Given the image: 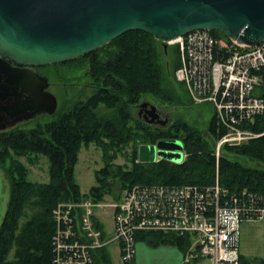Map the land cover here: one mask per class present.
Instances as JSON below:
<instances>
[{"label": "trees", "instance_id": "16d2710c", "mask_svg": "<svg viewBox=\"0 0 264 264\" xmlns=\"http://www.w3.org/2000/svg\"><path fill=\"white\" fill-rule=\"evenodd\" d=\"M210 32L215 37L225 38L218 30ZM157 44L147 32L128 30L82 56L48 64L66 65L69 72H81L67 79H85L89 92L78 93L75 100L58 109L49 120L30 128L0 133V167L10 183L8 209L0 226V264L50 263V238L54 229L51 210L60 201L82 197L99 201L105 195L117 199L123 189L134 184L207 185L213 183L215 176L228 190L247 188L264 192V167L260 166L264 164V133L237 145L223 144L216 158L214 144L221 130L216 131L214 113L203 132L180 118L167 126H158L133 115L132 109L144 95L160 103H171L176 96L175 88L182 87L173 73L179 65L177 47L174 46L176 58L169 70L171 74L167 69L168 76L172 75L175 81L172 84L165 81L160 69ZM64 71L57 72L59 78ZM252 129L264 131V113L256 115ZM159 139L181 140L186 153L184 160L180 163L165 159L137 161L138 145ZM91 143L100 149L102 165L94 171L96 184L82 193L74 170L80 148ZM127 146L129 152L123 153L127 155L126 162L115 163L120 150ZM228 153L256 164L246 165L229 159L224 155ZM39 154L48 162L46 182L28 180L26 167L18 160L25 157L34 163ZM137 236L153 239L155 243L172 244L180 250L188 244L185 237L173 233L151 231L139 232ZM93 264H112L107 247L95 252ZM238 264L262 262L256 257L239 255Z\"/></svg>", "mask_w": 264, "mask_h": 264}, {"label": "built area", "instance_id": "2783aa9c", "mask_svg": "<svg viewBox=\"0 0 264 264\" xmlns=\"http://www.w3.org/2000/svg\"><path fill=\"white\" fill-rule=\"evenodd\" d=\"M178 47L175 78L194 103L210 102L219 133L215 157L223 144L235 145L264 133L252 129L264 113V39L254 45L215 37L197 29L170 41ZM98 209L112 218L105 233ZM54 229L50 264H93L95 252L115 242L121 263L130 262L140 231L174 233L188 239L182 264H238V229L264 221V192L228 190L213 183L135 184L119 198L90 197L58 202L51 211Z\"/></svg>", "mask_w": 264, "mask_h": 264}, {"label": "water", "instance_id": "95a60500", "mask_svg": "<svg viewBox=\"0 0 264 264\" xmlns=\"http://www.w3.org/2000/svg\"><path fill=\"white\" fill-rule=\"evenodd\" d=\"M196 29L218 30L236 43L253 45L264 39V0H0V64L11 83L37 92L15 108L32 115L56 109V97L44 90L47 79L25 67L72 60L107 44L128 30L151 34L166 42ZM25 84H28L26 86ZM139 116L148 123L162 122L150 102L139 104ZM168 117H166L167 119ZM183 143L159 139L137 147L139 162L182 159ZM10 183L0 167V226L5 219Z\"/></svg>", "mask_w": 264, "mask_h": 264}, {"label": "rangeland", "instance_id": "374dc122", "mask_svg": "<svg viewBox=\"0 0 264 264\" xmlns=\"http://www.w3.org/2000/svg\"><path fill=\"white\" fill-rule=\"evenodd\" d=\"M157 53H158V63L160 65V69L164 72L165 81L173 82V76H168V71L172 69L173 62L176 58V53L174 46H168L166 49V52H164V49L162 47V44H157ZM51 65V64H50ZM50 65H44L40 68V71L45 73L49 80L52 82L49 89L50 91L55 95L56 101H57V110L60 108L67 107L70 102L75 100L78 97V93L83 92L87 93L89 92L86 84V80L81 78L79 81H71L67 78L69 77H76L81 72L78 70L69 72L68 66L66 65H60V66H50ZM65 70L63 76L61 78L58 77L57 72ZM169 74L171 72L169 71ZM176 86H174L175 88ZM84 90V91H82ZM176 96L172 100L171 103H160L159 101H156L155 98H152L149 95H144L140 101L136 104L135 108L132 109L133 115L144 121L143 117L139 116V104L141 102H150L156 107H158L161 111V117L162 119L168 117L165 124H160L159 122H156V125L160 126H167L169 123H171L176 118H180L184 120L186 123L190 124L191 126L195 127L196 129H199L201 132L207 130V126L209 123V120L211 116L213 115V106L210 102H203V103H193L191 102V99L188 95V92L184 85L182 87H176L175 88ZM81 95L82 98L84 95ZM88 94V93H87ZM80 96V95H79ZM166 115V116H164ZM51 119L49 115L47 114H40L36 118L28 120L24 124V128H30L33 127L36 123L44 122L46 120ZM146 123V122H145ZM155 125V124H154ZM248 141V140H247ZM215 146V144H214ZM130 147H123L118 153L117 158L114 160L117 164H124L126 162V156L123 155L125 152H129ZM223 154V152H222ZM227 158L236 160L242 164L246 165H254L256 164L254 161H251L249 159H246L245 157L238 156L235 154H224ZM38 161H35L34 163H31L28 159L25 157H19V161L26 167L27 170V179L32 182H46L48 180V162L46 157L39 154ZM31 158H33V155H31ZM101 151L99 148H97L94 144H89L88 146H82L79 150L78 154V160L75 165L74 170V176L75 180L78 183L80 187V191L82 193H87L93 185L96 184L95 181V175L94 171L95 169H98L102 165L101 161ZM177 162H180L177 161ZM260 166L264 167V164H260ZM105 228L109 230L111 228V217L109 215H105L102 217ZM147 247L146 250H149L148 252H154L155 250H159L160 248L166 249V247H169L167 245L172 244H164L159 243V246H154V244L145 241L143 242ZM175 246V245H174ZM176 247V246H175ZM114 247H109V251L111 254V257H113V260H115L118 264L119 258L118 255L114 253ZM177 248V247H176ZM239 253L247 258L256 257L259 258L264 264V221L261 222H252V223H242L239 226V245H238ZM167 251L163 252L166 253ZM156 255L151 254L149 256V260L153 261L155 260Z\"/></svg>", "mask_w": 264, "mask_h": 264}, {"label": "flooded vegetation", "instance_id": "af4514ba", "mask_svg": "<svg viewBox=\"0 0 264 264\" xmlns=\"http://www.w3.org/2000/svg\"><path fill=\"white\" fill-rule=\"evenodd\" d=\"M10 67L14 68H25L24 70H34L38 72L40 75L45 76L47 79V87L44 88V90L51 92L49 87L51 85V81L49 80L48 76L40 71V66H34L32 69L30 67H25L23 65H17L13 62H8ZM0 64V133H8L15 129H21L24 128V124L28 122V120L36 118L40 114H47L49 116H52L57 111V101H56V109L52 114H49L45 111L38 112L34 115H32L29 118H26L27 115L31 114L30 109H18L15 108V106L18 103H22V101L28 96L32 97L34 93L37 92V82L32 79L30 84L31 90L28 91L22 90V86L19 83L13 84L6 78L7 74L3 70V67ZM28 86V84H25ZM52 93V92H51ZM57 100V99H56ZM159 110L160 116L161 111L158 107H156ZM166 116V115H164ZM166 118L162 119V122H159L160 124L166 123ZM156 125V123H155ZM160 126V125H158Z\"/></svg>", "mask_w": 264, "mask_h": 264}, {"label": "crops", "instance_id": "0c3cea01", "mask_svg": "<svg viewBox=\"0 0 264 264\" xmlns=\"http://www.w3.org/2000/svg\"><path fill=\"white\" fill-rule=\"evenodd\" d=\"M145 241L152 243L151 241L146 240L143 237L137 238L135 255L131 264H180L182 259V252L179 248H176L174 245H167L169 247H166V249L160 248L159 250H155L154 252H148L149 250H146L147 246L143 243ZM153 244L154 246H159V243ZM111 247H114V253L118 255V246L116 244H113L111 245ZM165 251L167 252L163 253ZM151 254L156 255L155 260L153 261L149 260V256ZM110 258L112 264H118L115 260H113L111 254Z\"/></svg>", "mask_w": 264, "mask_h": 264}]
</instances>
